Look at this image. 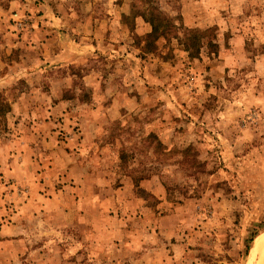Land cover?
<instances>
[{
  "label": "rangeland",
  "instance_id": "374dc122",
  "mask_svg": "<svg viewBox=\"0 0 264 264\" xmlns=\"http://www.w3.org/2000/svg\"><path fill=\"white\" fill-rule=\"evenodd\" d=\"M260 233L264 0H0L1 264H246Z\"/></svg>",
  "mask_w": 264,
  "mask_h": 264
},
{
  "label": "crops",
  "instance_id": "0c3cea01",
  "mask_svg": "<svg viewBox=\"0 0 264 264\" xmlns=\"http://www.w3.org/2000/svg\"><path fill=\"white\" fill-rule=\"evenodd\" d=\"M1 21H4V19ZM111 41H115V39H111ZM21 43H22V41L21 42L17 41V44H19V46ZM74 44L77 45V43H74ZM108 44L110 45L111 43H109V41H107V40L100 39V40H95V44L94 43L93 44L92 43L86 44V45H88V47L79 48L77 50H73L76 47L70 45V46H67L66 48L61 49L60 51L53 52L51 57H50V60H54L56 58L57 59L56 63H59V67H63V66L69 67L70 66L69 63L77 65V63L74 61H83V60H85V57H86V59H88L89 57H99V51L102 50V48L105 49L104 50L105 54L111 55V51L107 50V47H106ZM16 48H14V49H16ZM88 48H91L92 50H89ZM11 49H13V48H11ZM96 49H99L98 53L96 52ZM81 71H82L81 79L83 80V83L86 86H88L89 88H91L93 90L94 94H95L98 87H103L102 82L105 80H103V75H102V71L100 68L88 66L86 68L83 67ZM1 76H3V75H1ZM71 78H72L71 75L66 73L63 77L53 79L51 82V86L54 87L55 83H59V88L61 85H62V88L66 87V86L70 85ZM3 79L4 80L6 79L5 81L7 82V78H6L5 74H4V77H1V85L3 83H6ZM62 88L58 89L56 92L51 90V92L46 94L47 95L46 97H48L49 99H52V97L54 99L57 98L59 100V104L60 103L62 104V102H63V100H62L63 98L61 96ZM113 101H115V99H113ZM14 104H13V107H14ZM91 110H93V109H91ZM99 115L100 114H98V116ZM22 228H23L22 224H19V223L13 224V232H14L13 241L14 242L17 241V243H18V241H21V239H19V237L21 238V235H18L16 230L19 231ZM4 230H5V228H3L2 231H4ZM3 246H4V244L0 240V264H1V247H3Z\"/></svg>",
  "mask_w": 264,
  "mask_h": 264
},
{
  "label": "bare ground",
  "instance_id": "6f19581e",
  "mask_svg": "<svg viewBox=\"0 0 264 264\" xmlns=\"http://www.w3.org/2000/svg\"><path fill=\"white\" fill-rule=\"evenodd\" d=\"M264 258V233H260L255 240V244L249 251L246 264H263Z\"/></svg>",
  "mask_w": 264,
  "mask_h": 264
},
{
  "label": "trees",
  "instance_id": "16d2710c",
  "mask_svg": "<svg viewBox=\"0 0 264 264\" xmlns=\"http://www.w3.org/2000/svg\"><path fill=\"white\" fill-rule=\"evenodd\" d=\"M155 31H156V26L153 25L151 32H150V35L154 34ZM251 240H252V238H251ZM248 250H249V246H247V248H246V253H248Z\"/></svg>",
  "mask_w": 264,
  "mask_h": 264
}]
</instances>
